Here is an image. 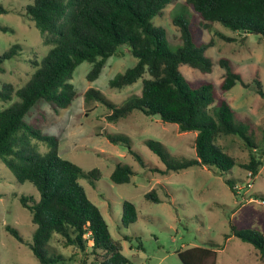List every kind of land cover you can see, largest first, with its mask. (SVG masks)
Masks as SVG:
<instances>
[{"label": "trees", "instance_id": "1", "mask_svg": "<svg viewBox=\"0 0 264 264\" xmlns=\"http://www.w3.org/2000/svg\"><path fill=\"white\" fill-rule=\"evenodd\" d=\"M173 0H34L26 6L27 16L41 31L44 41L54 46L40 60H35V71L20 87L5 83L0 98L12 102L0 110V158L16 176L18 182H31L40 198L23 195L22 205L28 209L36 225L33 241L29 244L40 264H58L66 259L62 253L52 251L48 244L58 234L63 244L84 253L83 264H127L130 258L123 253V244L112 236L100 208L88 197L80 179L89 181L102 176L95 167L85 171L75 162L60 155V138L43 132L44 111L32 121L26 117L34 113L41 102H47L56 111L69 106L78 96L71 79L76 67L84 62L93 64L87 78L95 80L102 72L107 59L123 55L121 47L137 58L136 64L117 74L111 81L113 88H123L142 79L141 95H134L123 105L108 100L101 91L90 88L85 96L104 103L112 113L109 121L128 117L134 110L146 115H159L164 122L179 125L181 131H196V157L177 161L166 158L163 145L147 140V145L166 163L165 168L150 165L135 151L127 136L109 135L110 141L127 143L129 151L140 163L161 174L189 166L214 167L220 174L238 165L237 158L220 143L219 138L236 136L249 148V161L243 163L257 176L264 164V148L258 151L249 124L234 119V108L226 93L237 83L248 87L241 74L233 70L229 60L220 63L226 68L217 86L213 81L194 83L181 72L188 65L203 73L213 70L214 62L206 55L213 41L197 44L193 38L194 26L177 13L174 23L181 31L182 43L172 50L164 27L155 26L152 19L163 13ZM200 17V26L210 29L215 22L233 31L255 33L264 37V0H186ZM0 4V12H7ZM0 29L8 30L1 26ZM221 37L234 40V37ZM13 45L0 55V62L13 58L20 51ZM147 75V76H145ZM256 91L264 98V84L258 76L254 79ZM15 98V99H14ZM49 144L42 152L39 143ZM135 171L127 164L118 163L111 174L115 183L131 181ZM248 176V175H247ZM236 194V183L226 179ZM146 198L155 202L161 199L153 188ZM136 205L125 200L122 222L128 226L138 220ZM15 237L24 242L20 232L7 226ZM244 242L253 244L264 262V233L258 229L238 228L231 223V233ZM125 239H129L125 235ZM182 264H217L216 250L193 246L178 251Z\"/></svg>", "mask_w": 264, "mask_h": 264}, {"label": "rangeland", "instance_id": "2", "mask_svg": "<svg viewBox=\"0 0 264 264\" xmlns=\"http://www.w3.org/2000/svg\"><path fill=\"white\" fill-rule=\"evenodd\" d=\"M34 0H0L7 12H0V55L13 45L20 44L16 56L0 62V90L5 83L15 88L31 77L40 60L54 46L47 44L34 21L28 18L26 6ZM177 13L185 15L194 26L193 38L197 44L213 41L206 55L213 62V70L203 73L188 65L180 67L190 81H213L218 86L226 68L220 63L229 60L231 68L241 74L248 87L237 83L226 96L235 110L234 119L249 124L258 145L264 148V98L256 91L254 79L260 77L264 84V37L233 31L220 22L210 29L200 26L201 19L186 4V0H173L162 14L154 17L155 26H162L172 50L182 43L181 31L174 23ZM220 33L234 37L227 40ZM123 55H112L95 80L87 78L93 64L80 63L71 82L78 96L67 107L56 112L49 103L41 102L26 119L32 121L44 111L43 132L60 138V155L81 166L85 171L95 167L102 176L91 181L82 178L88 197L100 208L108 222L112 236L123 244V253L130 258L127 264H182L178 251L193 246L211 247L216 250L217 264H264L253 244L244 242L231 233V223L238 228H252L264 233V164L253 179V186L245 188L249 180L241 166L249 161L250 151L242 139L236 136L219 138V143L238 160V165L220 174L214 167L189 166L161 174L144 167L128 149L127 143H114L109 135H124L132 148L150 165L161 168L166 163L154 152L147 140L160 142L166 158L185 161L196 157V131H181L179 125L164 122L157 115H146L134 110L128 117L109 121L112 113L104 103L89 100L85 94L95 88L110 101L123 105L134 95L142 93V79L123 88H113L110 81L120 72L133 66L137 58L126 46ZM147 76V75H145ZM219 87V86H218ZM15 99V98H14ZM11 101L0 98V110ZM42 152L49 144L39 143ZM118 163L132 167L135 174L127 183H115L111 174ZM226 179L240 185V193L232 191ZM155 188L160 202L148 200L146 193ZM23 195L40 198L38 189L31 182H18L13 171L0 158V264H40L29 244L33 241L36 225L28 209L21 203ZM132 201L138 210V220L124 226L123 203ZM7 226L17 229L24 238L20 241ZM125 235L130 238L125 239ZM63 238L56 235L48 244L52 251L62 253L66 259L58 264H83V252L73 246L66 247ZM87 264H91L88 260Z\"/></svg>", "mask_w": 264, "mask_h": 264}, {"label": "built area", "instance_id": "3", "mask_svg": "<svg viewBox=\"0 0 264 264\" xmlns=\"http://www.w3.org/2000/svg\"><path fill=\"white\" fill-rule=\"evenodd\" d=\"M247 175H248L249 180H248L247 185H246L245 188H249V187H252L253 186V181L250 178L251 175H252V172L251 171H248L247 172ZM235 187H236V190L240 193V185H235ZM263 202H264V200H263Z\"/></svg>", "mask_w": 264, "mask_h": 264}]
</instances>
